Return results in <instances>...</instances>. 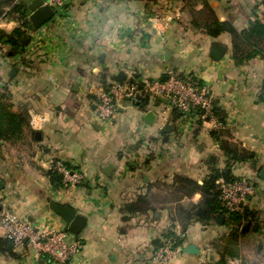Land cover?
Wrapping results in <instances>:
<instances>
[{"label": "crops", "instance_id": "0c3cea01", "mask_svg": "<svg viewBox=\"0 0 264 264\" xmlns=\"http://www.w3.org/2000/svg\"><path fill=\"white\" fill-rule=\"evenodd\" d=\"M24 1L28 6L32 0ZM207 1L219 21H230L238 31L264 20L262 0ZM18 25L0 18L5 32ZM33 30L36 36L26 31L22 54L0 49V91L14 112L28 118L21 139L0 141V211L63 231L65 222L50 204L74 208L86 219L77 240L67 232L82 246L76 264H264V100L259 98L264 59L237 65L232 36L210 37L194 28L182 0H67L61 14ZM215 45L222 46L219 59L211 56ZM170 71L195 74L224 111V124L202 119L195 132L189 122L174 121L169 106L153 100L146 111L122 100L110 121L97 117V96L119 81L117 76L150 81ZM147 112L154 119L147 121ZM166 122L172 128L162 133ZM218 129L225 131L223 142L253 156L231 169L256 186L244 207L249 215L241 223L235 256L223 254L230 231L223 218L194 222L182 233L176 214L201 199L200 193H178L176 175L202 184L213 169L226 165L222 142L210 136ZM54 161L68 162L80 183L55 188L45 174ZM138 200L149 209L124 221L121 207ZM171 224L184 243L174 257L159 261L153 241L163 242ZM0 238L5 239L2 229ZM191 244L197 253L182 252ZM12 252L0 249V264H63L35 260L28 248Z\"/></svg>", "mask_w": 264, "mask_h": 264}, {"label": "trees", "instance_id": "16d2710c", "mask_svg": "<svg viewBox=\"0 0 264 264\" xmlns=\"http://www.w3.org/2000/svg\"><path fill=\"white\" fill-rule=\"evenodd\" d=\"M185 6L189 9L192 18V25L194 28L204 32L210 37H217L222 33H229L232 36V48L235 63L241 65L257 56L264 59V20L255 19L249 23L246 29L238 31L235 29L230 21H219L215 15L214 10L209 5L207 0H182ZM264 4V0H262ZM197 5L202 8L197 10ZM26 2L24 0H0V18L8 17L15 19L19 23L11 32H5L0 29V49L2 46H8L12 52V56H17L25 52L28 42L24 38L28 37L27 30H33V26L28 17V10L26 9ZM193 74V73H192ZM180 73V76H184ZM195 77V76H194ZM117 80L123 81L124 78L117 76ZM201 82V81H200ZM260 100H264V82L260 94ZM153 100L154 104H164L165 101L160 98L144 97L138 102H133L134 105L141 110L146 111L147 105ZM203 110L198 107H191L187 113L181 112L176 107H171V115L174 121H181L182 123L189 122L197 132L202 124ZM210 113L212 117L223 125L225 122L224 111L221 110L215 103H212ZM28 126V118L25 114L14 112L12 105L9 102L6 94L0 92V141H17L21 139L25 128ZM194 132V133H195ZM225 131L223 129L211 130L210 136L216 140L221 141V151L226 159V165L223 169L215 168L199 184L196 180L183 175H176L174 184L176 191L182 196L191 197L195 193L201 194V199L198 203H190L187 207L177 208L176 214L180 221L182 233L194 222H200L208 225L210 222L216 221L217 216H221L226 226H230V231L226 236V240L231 248L226 245L223 246V254L229 256L237 255L234 251V246L237 244L238 238L241 235V223L249 212L246 208L238 212L225 211L219 200V180L227 182L235 181L240 178L235 177L232 172V166L238 163L247 162L252 159V154L245 149H240L237 146L223 142ZM34 136V132L32 133ZM67 169L73 171V168L68 162H60ZM54 161L51 168L45 171L46 176L55 188L63 187L66 182L61 172H59ZM127 203L121 207L123 214L122 219H128L131 215L138 211L149 209V206L143 203ZM172 224L163 233L162 240L170 241L172 248L180 249L184 243V237L177 235L173 230ZM13 245L8 239L0 238V249H4L11 256ZM221 260L223 261V255Z\"/></svg>", "mask_w": 264, "mask_h": 264}, {"label": "built area", "instance_id": "2783aa9c", "mask_svg": "<svg viewBox=\"0 0 264 264\" xmlns=\"http://www.w3.org/2000/svg\"><path fill=\"white\" fill-rule=\"evenodd\" d=\"M42 1L54 10V15H59L63 12L67 0ZM165 78L148 81L132 76L124 81L110 82L97 96V117L102 121H110L120 101L133 103L147 96L151 99H163L165 105L176 107L183 113H187L191 107H198L204 111L202 119L214 118L210 113L213 99L207 87L195 74L180 76V73L170 71ZM55 168L62 173L64 182L80 183V174L67 169L61 163H57ZM218 184L219 200L227 212L242 211L249 197L256 192L255 184L247 178L230 182L219 180ZM0 229L3 230L4 238L11 241L14 248H28L35 260L76 264L81 257V244L70 240L67 232L44 225H33L15 213L0 211ZM177 252L178 249L172 248L170 241H163L155 257L159 261H168Z\"/></svg>", "mask_w": 264, "mask_h": 264}, {"label": "water", "instance_id": "95a60500", "mask_svg": "<svg viewBox=\"0 0 264 264\" xmlns=\"http://www.w3.org/2000/svg\"><path fill=\"white\" fill-rule=\"evenodd\" d=\"M26 9L30 12L29 20L34 29H39L54 17V10L50 6L44 5L42 0H32L30 4L26 7ZM26 39L27 38H24L25 41ZM221 49L222 46L215 45L212 48L211 56L215 59H219L222 55ZM154 117L155 116L152 112H147L145 119L147 121H150L154 119ZM171 128L172 126H170L169 122H166L160 131L162 133H165L170 131ZM50 209L55 214L59 215L65 222L63 231L71 233L77 240L80 232L82 231L85 225V217L79 215L77 211L69 205H62L52 202L50 204ZM217 220L221 222L222 217L217 216ZM153 244L157 245L158 247L162 246V242H160L159 239L154 240ZM182 252L197 253V249L194 245L191 244L188 247L184 248Z\"/></svg>", "mask_w": 264, "mask_h": 264}, {"label": "rangeland", "instance_id": "374dc122", "mask_svg": "<svg viewBox=\"0 0 264 264\" xmlns=\"http://www.w3.org/2000/svg\"><path fill=\"white\" fill-rule=\"evenodd\" d=\"M36 30H32V34H33V36H36L35 34H37V32H35ZM37 51V50H36ZM36 51L34 52V53H36ZM39 51H40V54H42V51L39 49ZM7 52H11L10 50L9 51H7ZM43 55V54H42ZM0 89H1V87H0ZM1 92V91H0Z\"/></svg>", "mask_w": 264, "mask_h": 264}]
</instances>
